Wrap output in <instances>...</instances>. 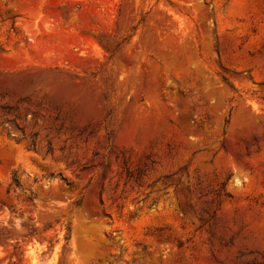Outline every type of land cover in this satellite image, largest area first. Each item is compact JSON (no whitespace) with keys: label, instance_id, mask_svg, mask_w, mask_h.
Instances as JSON below:
<instances>
[{"label":"rangeland","instance_id":"1","mask_svg":"<svg viewBox=\"0 0 264 264\" xmlns=\"http://www.w3.org/2000/svg\"><path fill=\"white\" fill-rule=\"evenodd\" d=\"M0 264H264V0H0Z\"/></svg>","mask_w":264,"mask_h":264}]
</instances>
